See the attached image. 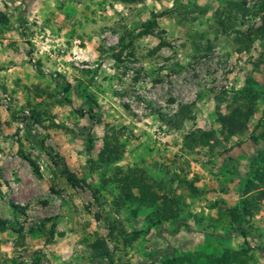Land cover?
I'll use <instances>...</instances> for the list:
<instances>
[{
    "label": "rangeland",
    "instance_id": "374dc122",
    "mask_svg": "<svg viewBox=\"0 0 264 264\" xmlns=\"http://www.w3.org/2000/svg\"><path fill=\"white\" fill-rule=\"evenodd\" d=\"M123 1L0 0V264H264L263 0Z\"/></svg>",
    "mask_w": 264,
    "mask_h": 264
},
{
    "label": "trees",
    "instance_id": "16d2710c",
    "mask_svg": "<svg viewBox=\"0 0 264 264\" xmlns=\"http://www.w3.org/2000/svg\"><path fill=\"white\" fill-rule=\"evenodd\" d=\"M121 2H124L123 0H120ZM173 8V6L171 7ZM193 10L200 14H205L208 11V6H199L195 5L193 7ZM165 11L160 13V15L165 14ZM259 12L262 13L261 17V24L257 28V33L261 34L264 37V0L259 5ZM156 16L153 15V19H148L143 23V26L147 27L146 32H154L155 27L157 26L156 22ZM237 42L239 44L238 51H242L243 49H249L250 45L252 44V37L250 34H245L244 32H238ZM244 93V92H243ZM236 102V105L233 106L232 110H230L227 114L220 116L221 123L224 124L223 133L226 134V136H234L236 134L242 133L244 130L247 129L248 126V120L251 116L252 109L248 108L249 105H252V103L255 101L256 96L250 95L247 98H244L242 95L237 96V94H234L233 98ZM213 131L205 132L203 133V138H196L197 142L203 143L206 142L209 138H211L213 135ZM89 145L88 147H91L92 144V137L89 136ZM264 162V159L262 160ZM30 163L32 161L29 160ZM256 163L260 164L254 171V176L247 179L245 186L243 188V201L240 206H238V211L236 213L234 212L235 219H238L241 217L240 211L241 210H248L249 207H259L261 200L264 199V165L259 162L258 158L255 160ZM145 194L150 195L151 200H155V194L152 191L145 192ZM156 220L163 221L166 219H171L169 216L165 213L160 214L156 212ZM117 222L120 224V221L117 220ZM156 222V221H155ZM8 228H11V224L6 219H0V231H4ZM242 235L246 236L247 232L244 228L241 230ZM92 251L100 252L101 254H108V247L105 241L101 239H96L92 245ZM98 253V254H100ZM229 256L232 258V260L229 261L230 264L235 261V264H246V259L240 258L239 251H232ZM189 262H192L191 258H187ZM168 262L170 264H177L182 262V258L180 257H172L168 258Z\"/></svg>",
    "mask_w": 264,
    "mask_h": 264
}]
</instances>
